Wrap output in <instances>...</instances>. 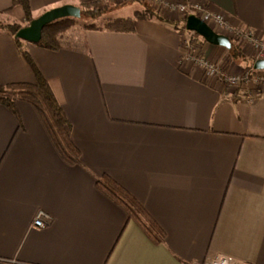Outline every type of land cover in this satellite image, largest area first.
Listing matches in <instances>:
<instances>
[{"label":"crops","instance_id":"1","mask_svg":"<svg viewBox=\"0 0 264 264\" xmlns=\"http://www.w3.org/2000/svg\"><path fill=\"white\" fill-rule=\"evenodd\" d=\"M91 1L107 0L29 3L35 18ZM188 1L264 36V0ZM161 15L169 22L141 19L135 31L86 28L59 50L19 46L0 29V80L35 81L25 49L81 152L78 164L68 163L30 102L17 101L18 115L0 103V264H196L220 256L264 264V86L230 85L181 64L191 30L178 15ZM0 18L27 26L13 0H0ZM197 35L202 54L228 71V48ZM105 174L163 234H150L98 187ZM39 211L51 216L41 229L33 226Z\"/></svg>","mask_w":264,"mask_h":264},{"label":"trees","instance_id":"2","mask_svg":"<svg viewBox=\"0 0 264 264\" xmlns=\"http://www.w3.org/2000/svg\"><path fill=\"white\" fill-rule=\"evenodd\" d=\"M107 2L110 3L111 0L105 2L91 1L83 3L81 5L82 7H80L81 16L85 14L92 19L104 17L111 8ZM13 4L23 7L28 25L34 19L29 0H13ZM153 17L169 22L161 15L160 11L155 12L151 9H147L145 12L136 11L135 15L132 17H109L104 26L92 24L87 26V29L94 28L110 31H135L139 20ZM74 18L75 17H66L47 24L42 31L41 40L37 44L52 50H59L63 47L69 46L70 44H68V42L65 43L64 41V32L73 25ZM20 28H22V26L17 23H0V29L9 31L15 36L19 46H22V39L16 36ZM231 42L232 46L229 50L232 51V57L241 58L243 56L241 47L235 44L232 40ZM23 54L34 70L35 81L4 84L0 80V103L9 108L14 114L18 115L16 108L17 101L25 100L30 102L38 111L41 120L61 156L70 164H78L81 160V152L71 137V122L66 116L62 106L59 104L48 80L39 71L30 54L25 49H23ZM247 59L250 61V58H246V60ZM97 184L105 194L119 203L127 211L130 217H135L150 234L156 236L160 233H164L158 224L148 215L137 199L111 176L107 174L101 176V178L98 179Z\"/></svg>","mask_w":264,"mask_h":264},{"label":"rangeland","instance_id":"3","mask_svg":"<svg viewBox=\"0 0 264 264\" xmlns=\"http://www.w3.org/2000/svg\"><path fill=\"white\" fill-rule=\"evenodd\" d=\"M188 0H112L110 3L107 2L108 5H110V11L113 8L118 9L117 14H127L129 12H132L133 10L136 11H141L145 12L147 9H151L152 11L155 12H161L164 10L166 13L169 14V16L172 15H178L179 20H183V25L185 29V24H186V19L191 13H184L178 11V8L174 10L173 4H185L188 3ZM189 5V4H187ZM82 7V6H80ZM108 11V13L104 17H100L97 19H92L91 17L83 14L81 17H75L73 25L67 29L64 32V41L65 43L68 42L70 45H75L77 43L76 37H78L82 30L86 29L87 26L89 25H97V26H104L106 23L107 19L113 15V12ZM116 14V15H117ZM134 16V15H133ZM0 23L2 24H9L8 22L2 20L0 18ZM215 31L219 34H223L228 36L235 44L241 47V51L243 53V56L241 58H233L231 55V52L228 48V53H229V67L228 71L226 72H231L232 74L237 73L238 76L242 75H247L248 79L247 80H240L238 84L235 86H243V85H249L255 83L256 86L262 88L261 86H264V69H255L253 67V63L257 60L260 59L259 52L256 48H252L251 44L245 40V38L242 36V33L237 31V30H230V29H215ZM192 32V33H191ZM185 39L189 43V50L192 51V54L195 55H203L201 52V46L198 42H196V39L198 37L196 32L193 31H186L185 30ZM186 52V50H184ZM207 56V55H205ZM208 57V56H207ZM250 58L246 60V58ZM209 58V57H208ZM217 63L221 65L218 61ZM222 67V66H221ZM235 70V71H234ZM247 73V74H246ZM253 82V83H252ZM254 85V84H253Z\"/></svg>","mask_w":264,"mask_h":264},{"label":"built area","instance_id":"4","mask_svg":"<svg viewBox=\"0 0 264 264\" xmlns=\"http://www.w3.org/2000/svg\"><path fill=\"white\" fill-rule=\"evenodd\" d=\"M189 4V5H187ZM174 10L178 8V11L184 13H191L190 15H196L205 21L214 31L215 29H232L242 33V36L247 42L251 44V47L256 48L259 52L260 59H264V36L249 29H241L230 24L227 17L218 12H213L200 2H188L185 4H173ZM183 48L186 52L181 57V64L186 66L187 64L195 63L203 70L204 77L211 78L217 76L224 83L230 85H236L240 80H247V75L238 76L237 73L232 74L226 72L215 60L208 58L205 55H195L189 50V43L186 39L183 41ZM247 74V73H246ZM264 83V82H263ZM51 221V216L45 211H39L33 226L35 228H45ZM196 264H242L237 260L232 259L229 256H220L215 259L206 260Z\"/></svg>","mask_w":264,"mask_h":264},{"label":"water","instance_id":"5","mask_svg":"<svg viewBox=\"0 0 264 264\" xmlns=\"http://www.w3.org/2000/svg\"><path fill=\"white\" fill-rule=\"evenodd\" d=\"M66 17H81V8L73 4L51 8L40 16L35 17L27 26L20 28L16 36L30 43H38L47 24ZM186 26L189 30L203 36L210 43L227 48L232 46L231 39L228 36L217 33L205 21L195 15L188 16ZM254 68L264 69V59H257L254 63Z\"/></svg>","mask_w":264,"mask_h":264}]
</instances>
